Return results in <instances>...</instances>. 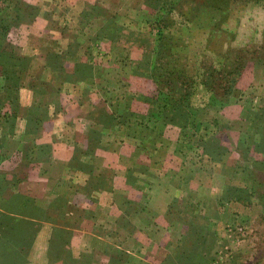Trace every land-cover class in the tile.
<instances>
[{"label": "rangeland", "instance_id": "374dc122", "mask_svg": "<svg viewBox=\"0 0 264 264\" xmlns=\"http://www.w3.org/2000/svg\"><path fill=\"white\" fill-rule=\"evenodd\" d=\"M42 1L0 0V16L4 12L14 21L0 38V61L21 56L28 62L25 71L21 63L15 72L24 76L14 88L15 95L38 74L30 72L35 57L29 55L32 47L25 45L26 37L47 32L49 41H56L50 13L43 10ZM94 1H89L91 17L80 34L94 38L91 46L98 49L80 67L106 86L108 81L114 85L110 103L104 100L110 110L102 104L95 110L99 121H94L108 129L115 125L126 128L116 137L133 141L136 150L144 153L165 143L167 129L174 127L179 132L176 156L183 157L191 171L205 168L216 186L208 218L224 223L222 245L215 250L219 242L215 245L216 239L208 233L211 221L205 233L204 220L193 221L195 229L187 240L191 241L193 234L197 238L208 234L209 245L215 248L208 260L189 254L181 264H264V0ZM64 8L59 4L54 15L62 14ZM30 42L39 46L38 39ZM51 61L54 66L63 64L57 56ZM2 67L1 89L6 84ZM6 96L0 92L4 99L0 112L6 113L7 121L4 129L11 127L8 119L15 106ZM173 97L181 106L189 103L188 115L185 110L179 124L163 118ZM91 126L88 145L99 144L98 127ZM1 134L0 142L9 143L5 131ZM43 146L32 150L34 161L46 153ZM111 146L105 147L116 148ZM3 154L6 152L0 153V163ZM17 157L20 154L13 156V162ZM15 188L12 180L4 185L9 191ZM22 201L17 196V205L34 204L33 198ZM225 208L229 218L221 222L216 211ZM18 224L19 219L0 211V264H9L5 260L14 256L12 247L19 242L14 227ZM179 256L167 257L164 264H180Z\"/></svg>", "mask_w": 264, "mask_h": 264}, {"label": "crops", "instance_id": "0c3cea01", "mask_svg": "<svg viewBox=\"0 0 264 264\" xmlns=\"http://www.w3.org/2000/svg\"><path fill=\"white\" fill-rule=\"evenodd\" d=\"M89 1L94 0L42 1L56 41H49L47 32L26 37L25 45L32 47L29 55L35 57L30 72L38 74L28 77L13 96L10 128L4 129L6 113L0 112V135L3 130L10 138L9 143L0 142V153L6 152L0 163V211L20 221L14 227L19 238L12 247L14 256L5 261L164 264L167 257L181 255V264L189 254L208 260L215 248L208 234L187 240L195 229L193 221L204 220L203 232L208 228L215 245L219 242L217 250L224 224L219 221L226 222L229 215L225 208L216 211L219 223L208 218L216 186L205 168L191 171L190 164L176 156L179 132L169 127L165 143L144 153L133 141L116 137L126 128L108 129L94 121L95 110L104 100L110 103L114 85L108 81L106 86L80 67L98 49L91 46L94 38L80 34L91 17ZM59 4L65 10L54 15ZM33 38L39 46H31ZM53 56L63 60L62 66L51 63ZM93 124L101 139L88 145ZM112 144L116 148L105 147ZM39 145L46 153L34 161L30 154ZM16 154L20 157L13 162ZM9 180L16 184L13 191L4 189ZM17 196L23 201L33 198L34 204L17 205Z\"/></svg>", "mask_w": 264, "mask_h": 264}, {"label": "trees", "instance_id": "16d2710c", "mask_svg": "<svg viewBox=\"0 0 264 264\" xmlns=\"http://www.w3.org/2000/svg\"><path fill=\"white\" fill-rule=\"evenodd\" d=\"M3 13H1V16H0V38L3 37L4 32H5V30H7L8 26L13 24V22H14L11 19L9 21L8 18L3 15ZM0 43H1V40H0ZM0 51H1V48H0ZM7 57H8V54H7ZM18 57L19 58H14V60H12L11 58L8 57L7 58L8 65H7V62L2 63L0 61V65L4 66V68L2 67L3 69H1V70L3 71L2 76L6 81V84H5V86H3V89L0 88V92H5L7 94L6 99L9 100L11 98L12 101H13V96L15 95L14 88L17 87L16 86L17 82H19L24 77L22 74L16 75L15 72L17 71V69L21 63H23V66H22L24 68L23 71H25V69L28 65V62H26L27 60L24 61L25 57H21V56H18ZM17 73H18V71H17ZM8 93H10L11 95H9ZM177 99L178 98L173 97L172 98V101H173L172 104L168 103V104H170V106H169L170 109L168 108V106H165L166 111H165V117H163V118L166 122L168 121V122H173V123L179 124V123H181V120H180L181 115H184L183 112L185 110H186V114H187V107H188L189 103H185L181 106L180 105L181 101L177 100ZM2 100H4V99L3 98L0 99V101H2ZM138 146L141 148L142 145H138Z\"/></svg>", "mask_w": 264, "mask_h": 264}]
</instances>
